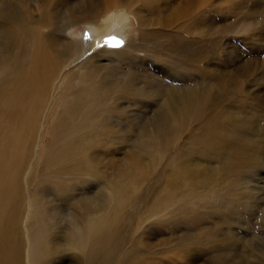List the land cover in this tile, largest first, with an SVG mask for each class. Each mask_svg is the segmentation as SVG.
Wrapping results in <instances>:
<instances>
[{
  "label": "bare ground",
  "instance_id": "1",
  "mask_svg": "<svg viewBox=\"0 0 264 264\" xmlns=\"http://www.w3.org/2000/svg\"><path fill=\"white\" fill-rule=\"evenodd\" d=\"M67 1L0 0V264H53L61 252L70 254L58 259L78 264H163L154 252L171 240L189 262L264 264V247L254 243L264 235L263 189L251 187L264 172V120L239 116L261 109L238 74L216 73L211 28L203 37L193 22L189 39L178 28H149L130 0ZM147 1L163 11V0ZM116 8L139 20L138 41L103 46L80 62L96 39L67 34L93 26L100 40ZM150 102L155 110L142 119L137 106ZM44 111L48 140L33 165L39 173L28 179L41 190L30 195L25 218L22 173ZM186 120L200 131L189 139L191 154L203 156L193 170L176 149ZM49 195L59 196L55 204ZM236 222L253 235L257 228V238L235 227L230 234ZM222 230L225 239L217 238Z\"/></svg>",
  "mask_w": 264,
  "mask_h": 264
},
{
  "label": "rangeland",
  "instance_id": "2",
  "mask_svg": "<svg viewBox=\"0 0 264 264\" xmlns=\"http://www.w3.org/2000/svg\"><path fill=\"white\" fill-rule=\"evenodd\" d=\"M78 1L79 0H69L66 3H76ZM131 1H133L132 4L134 5V8L138 7L137 9L141 10L146 19L150 21L151 24H149V28L151 29L158 30V27L165 28L162 27V25H167V29H172V31H174L178 28L181 30V33H183L184 37H188L189 39H191L197 35V27L193 30H190L188 28H185L186 26L195 23L200 27V33L203 37H206L207 30L211 28L210 32L214 33V36L218 40V54L216 60H213L214 67H216V73L219 76L223 77V79L225 80H227L229 75L238 74V80L240 81V84L243 87L245 86L246 88H248L250 95L253 97L251 99H248L249 103L255 105L257 104L261 109V111L249 108H246V110L242 109L241 112H238L239 116L242 117L244 113L248 115H254L255 118L253 120H256L258 123H262V121L264 120V86L258 87V85L256 86L254 82L263 81L262 83L264 85V0H165L166 2L163 0L160 2L159 6L160 10L163 8L164 9L162 12L158 11L157 13L154 12L153 9L149 6L147 0H130V2ZM144 2H147L146 4L148 5H144ZM146 6V10L148 12H146V10L142 11V9H145ZM130 8H132V5L130 6ZM125 13L126 12L124 10L116 8L111 11V14H108V17L111 18V22L114 20L111 23V26H113L108 29L106 36H104L100 40L96 38L97 30L95 27L93 28V26H81L79 28H75L71 32H69L67 36L72 39L78 38L80 40H84V34L89 33L91 36V40L89 42H93V40L96 39L95 42L98 41L103 45L105 37L115 35L124 41L122 47L116 48L122 49L128 41H138L137 37H139L140 35L139 20L132 14L128 15L127 13L126 15ZM145 13L148 16H146ZM120 15H123V17L121 18ZM116 21L119 24L116 23ZM101 48L102 47H96L91 51H84L80 55L79 59L85 60L88 57L96 54V52H99V50H102ZM106 51L109 52L110 50L106 49ZM138 55L143 57L145 54L138 53ZM84 60L80 62H83ZM73 67L74 65H71L69 69H72ZM151 106L152 102H150V105L147 108L137 106V110L140 112L141 109L142 111V113L138 112L137 115L142 119H150L149 116L151 112L155 110L154 108L150 109ZM44 112L46 114H44L45 118L42 115V120H40L38 124V126L40 127H38L37 138L33 144L31 162L22 173V181L25 184L23 187V191L28 194L25 200V204H23V212L25 218L27 213L31 210L29 207L30 195H33L35 192H40L41 190L39 188H35V185L33 183L32 185H29L28 179L30 176H35L39 173L40 167H33V165H35L34 162L37 157L36 155L39 153L40 148L44 147L48 140L46 133L49 126L48 124L51 122L52 118L46 111ZM137 115L136 113L132 114V116L135 117L136 121L141 120ZM179 129L181 131L176 134L178 137L176 149L180 150V152L182 153V158H185L188 161V169L193 170L195 167V162L203 159V156L201 154H198L197 157L196 155L191 154L190 148L188 147L190 142L189 139L193 135H197V133H200L199 128L192 120H186L183 124H180ZM195 142H198V140L196 139ZM120 146L123 147V145ZM120 146L118 147L119 149H121ZM116 152L118 154H116L117 156H122L121 151L119 152L118 150ZM159 169L160 167L156 169L155 174L158 173L159 175H163V172H161ZM261 177V185L254 182L255 185L253 183L251 187L262 188L263 192L261 194H263L264 196V172L261 173ZM92 185L93 184L88 183L87 188L91 187ZM157 187L163 188L161 183H158ZM258 194L260 193L257 192L255 195ZM48 197L53 202L52 204H55V199L59 198V196L51 195H49ZM64 210L65 209L61 208V212H63ZM237 215H239L237 216V220L242 217L240 213ZM49 218H51V221L53 222L58 218L55 210H52L50 212ZM207 219L210 222V218ZM243 220L245 224L246 217H243ZM249 221L250 223H253V218L251 217V220ZM150 224L158 225L159 222L151 221ZM171 224L175 228L176 234L180 235L181 231L179 224L175 223L174 221H171ZM244 224L242 225L241 223L236 222V224L234 225V223H232L230 234L235 235L237 233L234 229L235 227L237 230L249 233L250 235L248 234V237L251 238L253 236V238H257L258 229H255L257 231L256 234L254 233L253 235L252 232L246 230ZM163 237L168 238L170 237V235L169 233H165ZM217 238L225 239V231L222 230ZM157 239L158 237L153 241L156 242ZM208 239L214 240L216 238L211 237ZM176 241L171 240V242L164 244L160 252H154V256L161 257L164 260L163 264H197L188 261L187 256H189V253L184 252L183 249H180L181 251L175 249ZM254 243L256 245L264 247V235H260L259 239H255ZM67 254L70 253L61 252L58 254V257H62ZM58 257L55 259L53 264H78L73 258L66 257V259L63 260L58 259ZM146 262L150 264L149 260H146Z\"/></svg>",
  "mask_w": 264,
  "mask_h": 264
},
{
  "label": "snow or ice",
  "instance_id": "3",
  "mask_svg": "<svg viewBox=\"0 0 264 264\" xmlns=\"http://www.w3.org/2000/svg\"><path fill=\"white\" fill-rule=\"evenodd\" d=\"M83 39H84V41L89 42L91 40L90 34L89 33H85ZM123 44H124L123 40H121L120 38H118L115 35H111V36L105 37L103 45L100 44V42L97 41L96 42V47L100 48V47H103V46H111V47H114V48H119V47H122Z\"/></svg>",
  "mask_w": 264,
  "mask_h": 264
}]
</instances>
